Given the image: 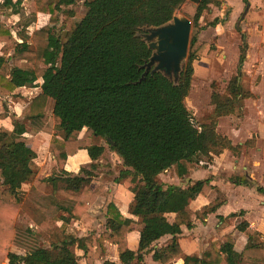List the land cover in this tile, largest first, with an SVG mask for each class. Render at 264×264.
<instances>
[{
	"label": "trees",
	"instance_id": "obj_1",
	"mask_svg": "<svg viewBox=\"0 0 264 264\" xmlns=\"http://www.w3.org/2000/svg\"><path fill=\"white\" fill-rule=\"evenodd\" d=\"M1 1V9L24 16L23 0ZM188 1L32 0L33 19L18 33L19 40L0 23V92L10 96L20 88H41L13 128L0 129V264H83L88 248H101L105 241L117 246L120 264H146L144 256L152 252V245L170 236L169 244L154 249L153 255L154 261L169 264L183 254L178 240L183 227L192 229L195 219L203 221L225 204L218 197L197 211L191 208L199 196L215 190L210 179L187 180L184 186L158 180L167 171L183 180L225 151H234L229 137L217 130L219 119L241 112L242 102L252 97L241 85L247 33L227 94L212 96L215 109L208 123L196 126L186 102L194 63L206 51L213 53L196 33L191 34L188 58L178 77L159 72L143 79L153 55L144 34L173 21ZM249 1L243 0L246 9ZM213 5L220 7L222 0H200L192 28H199ZM38 14L47 15L48 22L30 36L28 29ZM8 116L6 111L0 120ZM40 133L51 135L50 152L58 151L64 162L86 151L90 169L82 168L77 175L62 169L39 179L30 137ZM97 138L100 144H95ZM106 148L133 176L129 213L138 221L124 217L111 202L106 232L74 236L68 229L82 221L96 197L90 189L92 169ZM30 182L29 192H23ZM233 182L264 196V187L246 175L233 177ZM49 185L52 192L46 193ZM21 212L34 226L17 223ZM237 228L251 244L242 253L235 251L233 236L226 235L223 244L212 243L201 257L187 256L184 264H264V242H257L261 235L246 221ZM133 231L140 233L137 253L128 247Z\"/></svg>",
	"mask_w": 264,
	"mask_h": 264
},
{
	"label": "rangeland",
	"instance_id": "obj_2",
	"mask_svg": "<svg viewBox=\"0 0 264 264\" xmlns=\"http://www.w3.org/2000/svg\"><path fill=\"white\" fill-rule=\"evenodd\" d=\"M31 1L32 0H23L24 16L22 18H20L21 16L19 15H14L9 11H5L0 8V23L5 28L12 30L17 40H19L18 33L24 29L25 23L33 19ZM1 3L2 1L0 0V5ZM224 3L225 0H222V4ZM234 4L238 6L241 3L238 0H235ZM78 8L79 11H83L82 4H80ZM196 9L197 4L193 1H188L176 15L180 17H187L192 21L196 13ZM232 13V7L226 8L224 5H221L220 7L213 5L209 10L204 12L199 22V28H192V34H197L199 42L206 44L208 49H213L212 54H208V51H206L200 60L194 63L195 73L191 91L186 102L192 113L193 121L196 126H200L210 121L215 109L212 102L213 94L219 93L222 96L227 94L228 84L236 75L238 70L243 34L247 33V43L249 46V38L251 34L249 31L250 29H256L257 31L255 32L259 34L264 32L263 25L258 27L256 25H248L251 24L248 23L251 21L250 19L248 20V10H243V12L239 13L238 16L237 14L232 15ZM260 17L264 18L262 14H260ZM47 19H49L48 16L38 14L35 24L41 27L48 21ZM215 22L218 23L213 26L212 23ZM28 33L30 36L32 35L30 30ZM1 49L2 45L0 44V56H2ZM9 55L12 56L13 52ZM241 85H243L245 89H248L249 86L252 85V77H248L246 74H243ZM25 89L28 90L29 88ZM25 91L20 92V94L16 91V95L10 96H6L0 92V115L6 111L9 115L6 119V126L13 127L15 122L21 119L20 111L22 107H24L25 104L35 96V93L28 94V92L26 93ZM246 114L247 110L245 108V111H237L232 115L220 118L217 128L218 132L225 136L231 135L232 129L239 128L245 123ZM238 120H242L239 127H237L236 124ZM51 139V135H34L30 137V146L37 154L36 161L39 163V169L37 171V177L39 179L48 177L54 172H60V170L65 168L69 169L68 171H70L72 175H77L79 170L82 168L90 169L91 162H84L87 156L84 151H79L76 155L69 157L66 162L60 160L58 158V151H56V153L50 152ZM94 142L95 144H100L102 141L97 138L94 139ZM252 146H254L252 143L245 145L241 152H239V155L242 156L244 154L246 157L253 156L249 151L252 149ZM237 158L238 150L226 151L221 156L214 158V162L211 165H215L217 167L218 183L220 184L222 179L229 181L230 176L232 175L236 176L237 174H245L249 178L254 179L259 184L264 186V173L261 171V173L253 178L250 173L251 169L244 171L239 167H234V162ZM68 161L70 164L69 167L67 166ZM95 163L96 168L92 169L94 177L92 184L90 185V189L96 193V197L89 205L82 221L70 227L69 232L75 236L86 235L92 232V230L95 232H102L104 230L105 223L104 214L109 203H115L121 211L126 212L127 206L133 197L131 192V187L133 186V176L126 172V168L123 166L117 155L106 148L103 156ZM206 173H208V171L204 170V174ZM207 176H209V174ZM158 180L163 185L184 186L187 180H189V176L182 180L177 178L172 171H167L160 175ZM30 185H32V182L28 183L27 187ZM61 186L64 187L62 183ZM250 190L254 189L250 188ZM45 191L46 193H51L52 186L49 185L46 187ZM216 193L215 195H217ZM58 197L62 198L59 194ZM229 208H232V205L227 207V209ZM17 221L20 225L29 223L31 226H34L30 217L24 212L20 213ZM228 222L231 223V221ZM213 228H215V231L211 235L212 240L219 239L221 237L219 233L220 229L216 226ZM105 259L106 255L102 249H90V261H97L98 264H101Z\"/></svg>",
	"mask_w": 264,
	"mask_h": 264
},
{
	"label": "crops",
	"instance_id": "obj_3",
	"mask_svg": "<svg viewBox=\"0 0 264 264\" xmlns=\"http://www.w3.org/2000/svg\"><path fill=\"white\" fill-rule=\"evenodd\" d=\"M234 1L235 0H225V3L222 5H224V7L226 8L232 7V11H233L232 15L237 14V16L239 13L243 12V10L246 11L248 10V16H249L248 20L249 19L251 20L250 22H248L251 24L248 25H256L257 27L263 25L264 28V18L260 17V14L264 16V0H250L247 9L245 7L243 0H238L241 3L238 6L234 4ZM46 23H44L43 25H45ZM37 28L40 27L37 24H34L28 30H30L33 33V31ZM249 31L251 33L249 38V46H248L249 50H248L246 62L243 65L244 69L242 68V78H243V74H246L248 77L251 76L252 85L249 86L248 89H245L242 85V88L244 91L249 92L252 95V97L242 102L244 108L243 111H245V108L247 110L245 123L239 127V124H241L242 120L241 121L238 120L236 124L237 127L239 128L232 129L231 135L229 136L227 135V136L232 141L233 146L236 148L235 150H238V158L235 159L234 167L235 166L239 167L244 171L251 169L250 173L251 176H253L254 178L259 173H261V171L264 173V45H263L264 32L262 34L256 33L255 32L257 31L256 29L255 30L250 29ZM12 33L14 35L13 31ZM41 83L42 81H39V84ZM25 90H26L25 88H22V89H18L17 91L19 92L18 94H20V92H23ZM25 92L26 93L28 92V94L35 93V96H37L41 92V88L38 87L35 89H28ZM34 97H32L29 101H31ZM27 103L25 104V106L27 105ZM25 106L22 107L20 111V117ZM6 119L0 120V129L1 127H5L8 129L13 128L6 126ZM38 135H48V134L40 133ZM248 142L254 145L252 146V149L249 150L250 154L253 156L246 157L244 154L240 156L239 152H241V150L244 148L245 145H247ZM86 154L87 156L84 162L87 161L89 163L91 162L92 164V161L90 160L87 152ZM119 160L121 161L120 157ZM36 163L37 165L39 164L38 161H36ZM69 165L70 164L68 161L67 166L69 167ZM65 170L68 171L69 169L65 168ZM204 170H207L208 173L204 174ZM208 174L209 176H207ZM217 174H218V170L215 165H211V166L209 165L208 169L207 167L206 169L200 168L190 173L189 180L191 183L210 179L211 184L215 187V190L212 193H210L209 196L207 197L199 196L195 201L192 202L191 208L193 209V211H197L201 209L202 207L208 205L210 202H212L214 199L218 197L224 199L225 204L216 213L210 215L205 220L202 221L195 219L194 227L192 229H187L183 227L182 234L178 238L183 254L178 259L174 260L169 264H184V259L187 256L201 257L204 254L206 248L212 243L217 242L219 243V245L223 244L224 237L226 235L233 236L235 242V251H237L238 253H242L248 245H251L249 243V238L245 234L240 232L237 228V226L240 223L245 221L249 223L250 228L252 230L256 231L261 235V237L257 242L258 243L264 242V196L261 195L255 188L235 184L233 182V177H236L240 174H237L236 176L234 175L230 176L229 181L222 179L220 184L218 183L217 180ZM250 179L255 181L252 178ZM255 182L258 185L264 187L263 185L259 184L257 181ZM27 186L28 183L23 185V192L25 193L29 192L32 185H30L29 187ZM250 188L254 190H250ZM215 193L217 195H215ZM130 203L127 206L126 212L121 211V209L115 203L114 204L119 208L120 212L124 217L138 221V219L134 218L129 213ZM230 205H232V208L227 209V207ZM106 213L107 210L104 214L105 223H104V230L102 232L99 231L95 232L92 230V232L86 235L77 236V237L87 236L91 233H95L96 235L100 236L104 232H106L107 231ZM232 214H235L236 216L230 218L229 216ZM221 218L223 220H221ZM228 221H231V223H229ZM214 226L220 229L219 233L221 237L219 239L212 240L211 235L215 231L214 230L215 228H213ZM169 239L170 236H166L152 245L151 247L152 252L144 256V261L146 264H161L153 260L154 249L166 247L169 244ZM139 242H140V233L138 231H133L128 235V247L131 251L135 253L138 252ZM90 249L95 250L98 249V247L88 248L87 255L83 259V264H98L97 261L93 262L89 260ZM100 249H102V251L106 255V259L101 264H120L119 253L116 245H113L108 241H105ZM79 254L83 255L82 252H80Z\"/></svg>",
	"mask_w": 264,
	"mask_h": 264
},
{
	"label": "water",
	"instance_id": "obj_4",
	"mask_svg": "<svg viewBox=\"0 0 264 264\" xmlns=\"http://www.w3.org/2000/svg\"><path fill=\"white\" fill-rule=\"evenodd\" d=\"M197 5L200 0H191ZM192 21L187 17L175 16L173 21L148 31L143 38L153 51L145 65L143 79L149 74L165 72L170 76L181 74L189 54Z\"/></svg>",
	"mask_w": 264,
	"mask_h": 264
}]
</instances>
